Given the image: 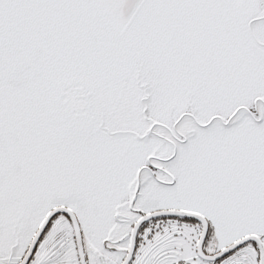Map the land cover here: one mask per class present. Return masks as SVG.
I'll return each instance as SVG.
<instances>
[{"label":"snow or ice","instance_id":"snow-or-ice-1","mask_svg":"<svg viewBox=\"0 0 264 264\" xmlns=\"http://www.w3.org/2000/svg\"><path fill=\"white\" fill-rule=\"evenodd\" d=\"M0 264H264V0H0Z\"/></svg>","mask_w":264,"mask_h":264}]
</instances>
